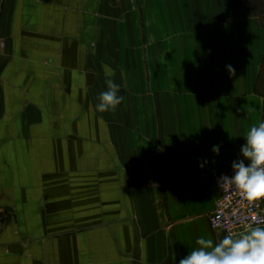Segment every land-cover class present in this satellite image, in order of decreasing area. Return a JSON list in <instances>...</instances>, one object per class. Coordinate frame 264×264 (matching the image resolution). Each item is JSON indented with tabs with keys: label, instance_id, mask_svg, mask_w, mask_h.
<instances>
[{
	"label": "crops",
	"instance_id": "crops-1",
	"mask_svg": "<svg viewBox=\"0 0 264 264\" xmlns=\"http://www.w3.org/2000/svg\"><path fill=\"white\" fill-rule=\"evenodd\" d=\"M0 40V264H179L226 236L214 178L264 122V0H2Z\"/></svg>",
	"mask_w": 264,
	"mask_h": 264
},
{
	"label": "clouds",
	"instance_id": "clouds-1",
	"mask_svg": "<svg viewBox=\"0 0 264 264\" xmlns=\"http://www.w3.org/2000/svg\"><path fill=\"white\" fill-rule=\"evenodd\" d=\"M107 79L106 91L98 96V103L93 111L99 113L115 112L124 97L118 95L120 86L111 77L114 71L107 64H102ZM229 74H234L231 65L226 66ZM245 143L240 149V158L233 161L232 175H221L217 186L221 190L232 188L238 190L244 201L255 205L264 201V122L251 126L244 136ZM214 156H219L220 145L212 148ZM214 161L198 162L202 170ZM197 247L179 260V264H264V226H250V230L241 236L228 234L219 242L199 238Z\"/></svg>",
	"mask_w": 264,
	"mask_h": 264
},
{
	"label": "built area",
	"instance_id": "built-area-1",
	"mask_svg": "<svg viewBox=\"0 0 264 264\" xmlns=\"http://www.w3.org/2000/svg\"><path fill=\"white\" fill-rule=\"evenodd\" d=\"M2 10V0H0V17ZM3 46L0 40V48ZM232 165V164H231ZM214 178L217 186V180L221 175L231 176L232 167ZM219 191L215 209L209 216L210 225L213 230L221 232L224 235H236L250 230V226H264V201H258L255 205H250L244 201L238 190L225 188Z\"/></svg>",
	"mask_w": 264,
	"mask_h": 264
},
{
	"label": "rangeland",
	"instance_id": "rangeland-1",
	"mask_svg": "<svg viewBox=\"0 0 264 264\" xmlns=\"http://www.w3.org/2000/svg\"><path fill=\"white\" fill-rule=\"evenodd\" d=\"M261 87H260V90L262 93H264V72H263V77L261 78Z\"/></svg>",
	"mask_w": 264,
	"mask_h": 264
},
{
	"label": "trees",
	"instance_id": "trees-1",
	"mask_svg": "<svg viewBox=\"0 0 264 264\" xmlns=\"http://www.w3.org/2000/svg\"><path fill=\"white\" fill-rule=\"evenodd\" d=\"M263 77V74H262V76L260 75V78H259V82H258V87H259V84H260V81H261V78ZM258 92H260L259 90H258ZM260 93H262V92H260ZM264 94V93H263Z\"/></svg>",
	"mask_w": 264,
	"mask_h": 264
}]
</instances>
